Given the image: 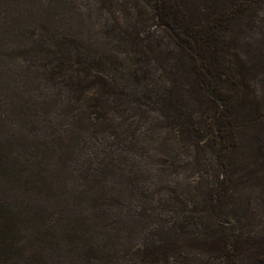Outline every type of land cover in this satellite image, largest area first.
<instances>
[{
    "label": "rangeland",
    "instance_id": "1",
    "mask_svg": "<svg viewBox=\"0 0 264 264\" xmlns=\"http://www.w3.org/2000/svg\"><path fill=\"white\" fill-rule=\"evenodd\" d=\"M96 72L123 99L81 95ZM220 241L264 264V0H0V264H226Z\"/></svg>",
    "mask_w": 264,
    "mask_h": 264
},
{
    "label": "trees",
    "instance_id": "2",
    "mask_svg": "<svg viewBox=\"0 0 264 264\" xmlns=\"http://www.w3.org/2000/svg\"><path fill=\"white\" fill-rule=\"evenodd\" d=\"M163 8H164V12H162L164 15L162 18L165 19V21H167L166 24H168V27L171 26H181L182 25V21L186 19V17L181 13V11L178 8H174V7H169L168 5H166L165 3H163ZM194 30H192L193 32ZM198 32V31H197ZM179 34H177V37H179V43L180 46L185 49V50H189L190 54V62L192 65H195L194 68L196 69V71L198 72V74L201 76L203 74V68L205 66L206 67V75L210 76L211 78H213L210 83H213L214 79H215V84H209L206 85L208 88V90H210L211 88H221L222 87V76L218 73H214L210 71V68L208 66H210L211 64L213 65V63H215V61L212 60H206L204 58H202L201 56H204V49H202V43H200L199 40H204L203 36H204V32L201 31V35H197L196 32L193 35V39L199 43L198 44V48L195 50L190 46V42L189 39H182L181 36L183 34V32H178ZM184 35H186L189 38V35L184 33ZM205 47L207 48V41H206V45ZM208 52V55H213V50L211 48V46L206 50ZM204 53V54H203ZM199 59H201L202 64H198ZM209 62V63H207ZM78 65H80V63H77ZM69 68V64H65V63H60L59 65H57L54 69H53V75H60L61 77H64L65 73L67 72ZM103 73V71H102ZM101 72H96L95 74H93L92 76V81L89 79H84L79 77L78 78V82L76 83V87L78 88V92L82 95L86 92H92L95 91L94 95H98L97 98L101 101V98L104 97L105 99L108 100V98H110V100L114 97V96H118L120 97V99L126 95L125 94V85L123 86L121 91L116 92L117 90L113 89V87L115 88V79L114 78H110L107 74H102ZM217 74V76H216ZM84 77H88L87 74H83ZM133 77V75H132ZM212 85H215V87H212ZM215 95V92H212ZM96 97H93L92 100L94 101H98ZM119 103V102H118ZM91 107H89L90 109ZM101 119V118H100ZM103 120V124H106L109 119L108 117H104L102 118ZM227 178V177H226ZM221 181V185L219 188H221L222 190H226L227 188V179L225 180H220ZM217 190V189H216ZM211 191H215L213 188L211 189ZM213 194V193H211ZM221 239V238H220ZM199 237L194 238V241H198ZM222 243V241H220ZM218 242V243H220ZM223 246V253H224V260L226 261V264H244L245 259L241 256V254H239L238 252L235 251V245L232 242H225L222 243ZM164 248V246H159L158 244H156L154 247H152V251L150 252L151 256H154L155 254L157 255V257H159L158 255H162L161 251Z\"/></svg>",
    "mask_w": 264,
    "mask_h": 264
}]
</instances>
